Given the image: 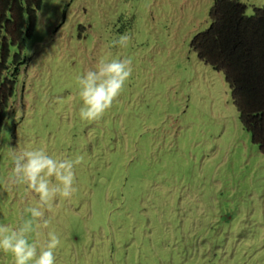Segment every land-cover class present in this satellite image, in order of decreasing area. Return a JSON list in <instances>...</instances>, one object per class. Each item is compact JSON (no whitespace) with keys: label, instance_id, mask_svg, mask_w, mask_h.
<instances>
[{"label":"rangeland","instance_id":"rangeland-1","mask_svg":"<svg viewBox=\"0 0 264 264\" xmlns=\"http://www.w3.org/2000/svg\"><path fill=\"white\" fill-rule=\"evenodd\" d=\"M214 1L42 0L0 131V223L38 202L11 182L12 154L44 147L84 156L76 192L45 213L56 264H264V154L223 71L191 46ZM242 2L247 16L264 6ZM122 34L128 46H112ZM102 56L130 57L133 74L100 120H82L76 77Z\"/></svg>","mask_w":264,"mask_h":264},{"label":"trees","instance_id":"trees-1","mask_svg":"<svg viewBox=\"0 0 264 264\" xmlns=\"http://www.w3.org/2000/svg\"><path fill=\"white\" fill-rule=\"evenodd\" d=\"M42 0H0V131L21 51L32 34ZM242 0H215L209 26L196 33L197 57L223 71L242 127L264 154V6L247 16ZM10 47L17 51L10 58Z\"/></svg>","mask_w":264,"mask_h":264},{"label":"clouds","instance_id":"clouds-1","mask_svg":"<svg viewBox=\"0 0 264 264\" xmlns=\"http://www.w3.org/2000/svg\"><path fill=\"white\" fill-rule=\"evenodd\" d=\"M131 37L122 34L112 46L127 47ZM133 74L130 57H101L94 68L76 77L82 100V120L98 121L112 108ZM84 156L74 158L49 154L44 147H31L12 154L11 182L26 186L38 197L35 205L25 208L29 218L17 227L0 223V251L11 254L13 264H56L55 251L61 245L59 235L49 229L46 211H51L57 197L70 199L76 192V166ZM40 229H49L41 240ZM35 239H32V236Z\"/></svg>","mask_w":264,"mask_h":264}]
</instances>
